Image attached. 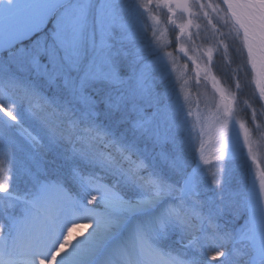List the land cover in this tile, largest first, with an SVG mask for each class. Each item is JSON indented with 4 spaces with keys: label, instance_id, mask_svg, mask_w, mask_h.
<instances>
[{
    "label": "snow or ice",
    "instance_id": "snow-or-ice-1",
    "mask_svg": "<svg viewBox=\"0 0 264 264\" xmlns=\"http://www.w3.org/2000/svg\"><path fill=\"white\" fill-rule=\"evenodd\" d=\"M152 2L0 0V264H264V170L257 180L247 129L221 91L223 167L209 178L166 54L140 23ZM211 8L241 42L234 70L213 67L235 73L245 113L264 108V0ZM225 39L212 37L217 49ZM206 61L205 79L211 49ZM245 73L258 89L247 99Z\"/></svg>",
    "mask_w": 264,
    "mask_h": 264
},
{
    "label": "rangeland",
    "instance_id": "rangeland-1",
    "mask_svg": "<svg viewBox=\"0 0 264 264\" xmlns=\"http://www.w3.org/2000/svg\"><path fill=\"white\" fill-rule=\"evenodd\" d=\"M177 2L178 0H171L169 6L172 11H169V6H166L167 0H153L149 8L145 9L146 16L141 18L140 23L152 26V31L148 35L153 38V43L163 50V54H166L164 60L168 66V74L175 81V89L171 94L174 106L181 119L187 121V127L193 130L194 135L198 136L197 148H200L201 142L203 148H206L208 154H206L200 167L204 169L209 178L213 174L218 175L223 167L222 163L215 159V156L218 155L216 149L219 146L217 143L218 129L227 102L221 97L222 91L232 101L231 107L236 113L237 127L239 128V125L243 124L244 129H247L248 144L244 145V151L247 154L249 147H251L252 153L256 156V163H253L251 158H249V163L252 164L258 180L259 171L264 170V108L258 106L255 109L253 104L247 115L242 110V106H238L233 99L236 93L235 73L233 72V79L229 81L232 83V86L229 87V84H226V81L218 73L217 67H213V64H216L220 69L222 68L221 70H224L225 66L229 64L233 70L237 67L235 63H231L232 51L239 50L241 42L240 38L236 36L233 22L230 19L226 22L223 12L212 11L211 6L218 4L219 0H187L189 9L187 11L177 7ZM196 4H207L209 7L201 9L195 6ZM205 12L208 15H205ZM182 25L184 26L183 32L181 31ZM225 35H227V39L223 41V44H230L231 47L225 49L221 45L217 49L212 37L218 41ZM209 49L212 50V63H208L210 72L205 79L203 68L207 63L206 57ZM246 55L245 49L243 52L245 59ZM221 56L225 66L220 62ZM197 65L200 66L199 71ZM247 77L246 73L243 74L245 81ZM250 80L252 85L250 90L258 94L254 73H252ZM3 90V87L0 86V91ZM247 93L248 91L245 89L243 99L248 98ZM253 110L259 113L257 117H253ZM246 118L249 122L246 121ZM244 129H240L242 143L244 141ZM80 135L87 140L89 133L80 132ZM3 167H11V164H5ZM236 175L238 178L241 175L238 167L236 168ZM18 184L23 188L22 180L18 181ZM3 195L0 193V197ZM76 232L78 229H73V235ZM73 239L76 238L73 236Z\"/></svg>",
    "mask_w": 264,
    "mask_h": 264
},
{
    "label": "trees",
    "instance_id": "trees-1",
    "mask_svg": "<svg viewBox=\"0 0 264 264\" xmlns=\"http://www.w3.org/2000/svg\"><path fill=\"white\" fill-rule=\"evenodd\" d=\"M233 49H234V47H233ZM233 52V51H232ZM222 64H224L225 62H224V60H221L220 61ZM226 64H224V66H225ZM222 69V68H221ZM225 72L227 71V66H225ZM224 70H222V71H224ZM222 71H218V73L220 74V76H222V78L226 81V84H229V87H231L232 86V83L231 82H229V79H228V77H227V75H222ZM190 78V77H189ZM248 80H250V77L248 76L247 77V79H246V81H248ZM174 79L173 78H171V83H172V85H173V88L175 89V84H174ZM231 85V86H230ZM248 92L249 91H252V90H249V89H246ZM174 91H172L171 92V94L173 93ZM247 96H248V93H247ZM255 105V104H254ZM255 109H257L258 108V105H255V107H254ZM247 115H248V113H246ZM246 121H248V119L246 118ZM249 122V121H248Z\"/></svg>",
    "mask_w": 264,
    "mask_h": 264
},
{
    "label": "bare ground",
    "instance_id": "bare-ground-1",
    "mask_svg": "<svg viewBox=\"0 0 264 264\" xmlns=\"http://www.w3.org/2000/svg\"><path fill=\"white\" fill-rule=\"evenodd\" d=\"M206 154H208L207 151H206V148H203L202 152H199V153H198V158H199V157H202V158L198 159V163H199V165L202 163V161H203L204 158L206 157ZM81 223H85V222H81ZM74 229H75V228H74ZM77 229H78V232H76V233L73 235L75 238H80L81 233L87 231L86 229H81V228H79V227H78Z\"/></svg>",
    "mask_w": 264,
    "mask_h": 264
}]
</instances>
